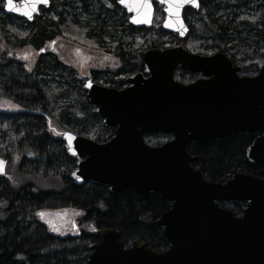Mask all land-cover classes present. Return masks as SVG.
Instances as JSON below:
<instances>
[{
    "label": "trees",
    "instance_id": "1",
    "mask_svg": "<svg viewBox=\"0 0 264 264\" xmlns=\"http://www.w3.org/2000/svg\"><path fill=\"white\" fill-rule=\"evenodd\" d=\"M3 3L0 0V99L18 107L0 110V158L6 161V171L0 174V264H85L91 245L99 242L100 228L118 229L127 246L144 240L158 251L166 250L169 242L157 221L171 203L158 192L146 197L133 189L112 192L108 185L77 184L71 177L76 159L66 150L63 131L100 143L115 134V127L106 126L90 102L84 79L53 52H39L28 66L18 50L41 49L44 41L58 37L85 46L95 33L122 66L93 70L91 77L115 88L122 87L127 73L143 69L146 50L175 45L204 55L223 52L241 75L253 76L264 65V0H200L199 11H184L189 26L184 39L161 27L157 5L153 26L138 29L126 23L118 8L106 9L99 0H52L47 14L32 23L7 14ZM181 73L187 81L195 77ZM144 138L159 145L172 135ZM254 138V132L230 134L205 145L192 142L187 149L208 181L224 182L237 172L262 177L264 161L252 163L246 157ZM218 204L236 215L247 206L243 201ZM71 220L79 234L63 229Z\"/></svg>",
    "mask_w": 264,
    "mask_h": 264
},
{
    "label": "water",
    "instance_id": "2",
    "mask_svg": "<svg viewBox=\"0 0 264 264\" xmlns=\"http://www.w3.org/2000/svg\"><path fill=\"white\" fill-rule=\"evenodd\" d=\"M11 2L9 9L5 0L4 11L30 22L40 7L50 6V0ZM178 2L119 0V5L131 15V24L148 28L155 3L161 5L162 28L184 39L189 32L184 10L199 11L201 4L183 0L176 9ZM142 60L143 70L127 78V88L91 79L84 84L104 124L115 127L109 141L100 143L72 131H64L62 139L77 160L71 174L77 184L93 181L112 192L133 189L144 197L158 192L167 199L171 205L157 223L169 246L158 251L140 240L127 247L118 229L100 228L99 242L91 246L85 264H264V176L237 172L224 182L208 181L187 149L192 142L205 145L230 134L259 131L263 134L247 148L246 157L252 163L264 161V65L255 76H241L240 67L225 53L202 55L182 45L150 48ZM177 69L203 77L182 83L175 79ZM153 133L173 137L153 146L144 139ZM223 200L247 206L236 215L218 204Z\"/></svg>",
    "mask_w": 264,
    "mask_h": 264
},
{
    "label": "rangeland",
    "instance_id": "3",
    "mask_svg": "<svg viewBox=\"0 0 264 264\" xmlns=\"http://www.w3.org/2000/svg\"><path fill=\"white\" fill-rule=\"evenodd\" d=\"M160 8H162L160 6ZM162 10V9H161ZM159 16L164 17V13H159ZM156 17V15H155ZM155 21V19H154ZM162 22H160L161 24ZM82 24V23H81ZM27 31V29H26ZM142 34V32H140ZM57 39L59 43H55L52 46L53 52L64 62L70 63L76 66L81 73L80 77H87L90 75L91 70H105V69H117L121 63L120 60L109 51H106L102 48L103 39L97 36H93L90 38L92 40L90 43L84 45H80L77 42L69 41L70 39L65 37H58ZM63 39V41L61 40ZM110 39V37H107ZM100 45V46H99ZM46 48H51V44L48 43ZM38 50L32 48L31 46L25 47L22 50H18V54L25 59V62L28 63V66H31L36 59V55ZM27 54V55H26ZM180 71L176 72V78L179 81H187V76L181 75ZM3 105H15L10 100L0 99V110L13 111L16 110L17 107L11 106H3ZM75 222L73 220L70 221L68 226H65L63 229L66 231L76 232L74 226ZM77 225V224H76Z\"/></svg>",
    "mask_w": 264,
    "mask_h": 264
},
{
    "label": "flooded vegetation",
    "instance_id": "4",
    "mask_svg": "<svg viewBox=\"0 0 264 264\" xmlns=\"http://www.w3.org/2000/svg\"><path fill=\"white\" fill-rule=\"evenodd\" d=\"M99 2H101V4H103V6L107 9H109V10H112V11H114V8H118V10H119V13H122V15L124 16V18H126V23H129V24H131L130 23V18H131V16H130V14L127 12V10L125 9V8H123L121 5H119V0H99ZM51 4H52V0H50V6L48 7V8H46V7H40V12H39V15H37V16H35V18H34V20L36 19V18H38L40 15H42V14H44V15H46L47 14V10L48 9H50V7H51ZM33 20V21H34ZM33 21H31V22H29V23H32ZM80 23V22H79ZM84 25V24H83ZM133 27H135V28H138V29H140V28H142V27H144V26H135V25H133V24H131ZM89 31H91V30H89ZM91 33V32H90ZM93 33V32H92ZM94 35H97V34H95V33H93V34H89V36H94ZM58 40L59 39H53V40H46V41H44L43 42V45L41 46V49H44V51H40V49H37L38 50V53L39 52H42V53H45V52H47L48 51V53L49 52H53V50H52V46L55 44V43H59L58 42ZM62 41H63V39H61ZM48 43H50L51 44V48H46V46H47V44ZM37 53V54H38ZM53 53H55V52H53ZM111 54H113L112 52H110ZM113 55H115V54H113ZM116 56V55H115ZM117 57V56H116ZM118 58V57H117ZM119 59V58H118ZM120 60V59H119ZM64 62V61H63ZM64 63H66L69 67H71L74 71H75V73H76V75L80 78V72H79V69L76 67V66H74V65H72V64H70V63H67V62H64ZM120 63H121V65L119 66V67H121L122 66V62H121V60H120ZM118 67V68H119ZM110 70H112V69H110ZM92 71L93 70H91V73H90V75H88L87 76V78H90L91 76H92ZM101 71V70H100ZM181 72H183V73H190L191 71H181ZM191 73H194V72H191ZM131 73H127L126 75H125V79H124V82L121 84V88H116V89H118V90H121V89H124V88H126V87H128V83H127V77L130 75ZM195 74V77L193 78V79H191V80H188V81H185L184 83H190V82H192V81H195L196 79H198V78H201L203 75L201 74V73H194ZM92 78V77H91ZM95 82V81H94ZM97 83V82H96ZM112 87V86H111ZM112 88H115V87H112ZM255 133V138H254V140L259 136V135H261V134H263L262 132H259V131H255L254 132ZM253 140V141H254ZM252 144V143H251ZM250 144V145H251ZM1 159V158H0ZM3 159V158H2ZM5 160V159H4ZM261 163V162H260ZM263 176H264V174H263ZM262 176V177H263ZM259 177V176H258Z\"/></svg>",
    "mask_w": 264,
    "mask_h": 264
},
{
    "label": "snow or ice",
    "instance_id": "5",
    "mask_svg": "<svg viewBox=\"0 0 264 264\" xmlns=\"http://www.w3.org/2000/svg\"><path fill=\"white\" fill-rule=\"evenodd\" d=\"M36 2H39V3H47V0H36ZM36 2H34V3L32 4V7H33V8H35V6H36ZM182 2H183V0H180V2H178V3H176V4L174 5V7H175L176 9H179L180 6H181V3H182ZM193 2H195V0H193ZM5 7L9 8V9H12V8H13V4H12L11 0H8V3L5 5ZM144 7H147V8L150 9L151 5H149V4H145ZM170 8H171V6H170ZM26 14H28V13H26ZM180 22L182 23V21H180ZM40 51H44V49H40ZM9 55H11V53H9ZM26 55H27V54H26ZM3 106L18 107V106H16V105H3ZM29 155H31V153H29ZM4 163H5V162H4L3 160H0V172H3V171H4V168H3ZM73 175H75V173H73ZM41 215H43V213H41ZM58 230H59V229H57V231H58Z\"/></svg>",
    "mask_w": 264,
    "mask_h": 264
},
{
    "label": "bare ground",
    "instance_id": "6",
    "mask_svg": "<svg viewBox=\"0 0 264 264\" xmlns=\"http://www.w3.org/2000/svg\"><path fill=\"white\" fill-rule=\"evenodd\" d=\"M128 25V24H127Z\"/></svg>",
    "mask_w": 264,
    "mask_h": 264
}]
</instances>
